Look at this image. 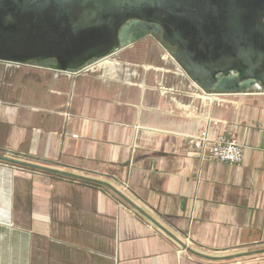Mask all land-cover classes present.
<instances>
[{"label": "crops", "instance_id": "obj_1", "mask_svg": "<svg viewBox=\"0 0 264 264\" xmlns=\"http://www.w3.org/2000/svg\"><path fill=\"white\" fill-rule=\"evenodd\" d=\"M118 55L76 73L0 62V264H264V91L211 101L177 66ZM195 89L216 102L199 112ZM205 116L239 164L188 143Z\"/></svg>", "mask_w": 264, "mask_h": 264}, {"label": "water", "instance_id": "obj_2", "mask_svg": "<svg viewBox=\"0 0 264 264\" xmlns=\"http://www.w3.org/2000/svg\"><path fill=\"white\" fill-rule=\"evenodd\" d=\"M158 30L206 94L264 91V0H0V62L73 73Z\"/></svg>", "mask_w": 264, "mask_h": 264}, {"label": "built area", "instance_id": "obj_3", "mask_svg": "<svg viewBox=\"0 0 264 264\" xmlns=\"http://www.w3.org/2000/svg\"><path fill=\"white\" fill-rule=\"evenodd\" d=\"M92 65L93 64H90L76 72L87 71L89 67ZM13 66L19 67L22 65H13ZM25 66L33 67L34 65L27 64ZM182 74L186 78H188L183 72ZM192 83L196 85L194 82ZM204 118H205L204 123L202 125L200 132L197 134L186 136L188 139V143L192 145L194 149L198 152L200 159L225 162L229 164H239L243 158L244 147L237 142V140L235 139V137L231 132L224 130L221 133H216L212 131L211 128L212 124L214 125L218 124L220 122L219 119L210 118L207 116H205Z\"/></svg>", "mask_w": 264, "mask_h": 264}, {"label": "rangeland", "instance_id": "obj_4", "mask_svg": "<svg viewBox=\"0 0 264 264\" xmlns=\"http://www.w3.org/2000/svg\"><path fill=\"white\" fill-rule=\"evenodd\" d=\"M114 54H119L118 56L121 58L119 61L123 67L137 68L141 64L146 65L147 63L148 65V63L150 62L157 63V65L162 66L163 68H173L174 66H177L172 55L166 53L164 49L162 48L159 38L158 40L152 39L150 37L141 39L137 41L136 43H131L127 45L123 49H119ZM11 66L13 67V65ZM11 66L8 68H11ZM22 66H25V65H22ZM3 67L4 65L0 64V68H3ZM178 78H179L178 87H179L180 93L185 94L186 85H187L186 80L182 79L183 84H181L180 82L181 77H178ZM194 93L195 94H194L193 105L198 109L199 112L203 110L204 106L206 107V105H209V103H211L212 105L213 103L216 102V101H213V102H209L206 105H204L202 99L196 96V95H202V93H200V91L197 89L194 90ZM183 99H186V97H183ZM186 101L188 103L190 100H186Z\"/></svg>", "mask_w": 264, "mask_h": 264}, {"label": "flooded vegetation", "instance_id": "obj_5", "mask_svg": "<svg viewBox=\"0 0 264 264\" xmlns=\"http://www.w3.org/2000/svg\"><path fill=\"white\" fill-rule=\"evenodd\" d=\"M145 34H144V36H142L140 39H137V40H134V41H132L131 43H136L137 41H139V40H141V39H144V38H147V37H150V38H152V39H157L158 40V38L160 37V31L158 30V31H154V32H151V31H145L144 32ZM159 40H160V38H159ZM161 42V41H160ZM130 43V44H131ZM161 46H162V48L164 49V51L166 52V53H168V54H172V47H170V46H165L164 45V43H162L161 42ZM97 62V61H96ZM96 62H94V63H96ZM94 63H92V64H94ZM31 64H33V63H31ZM34 66L33 67H41L42 65H39V64H33ZM37 65V66H36ZM252 86V85H251ZM250 86V87H251Z\"/></svg>", "mask_w": 264, "mask_h": 264}, {"label": "bare ground", "instance_id": "obj_6", "mask_svg": "<svg viewBox=\"0 0 264 264\" xmlns=\"http://www.w3.org/2000/svg\"><path fill=\"white\" fill-rule=\"evenodd\" d=\"M110 56H108V57H106L104 59H101L100 61H97V66L98 67H104L105 66V67H110V68L112 66H115V65H113V63L111 61L107 60V58H109ZM204 96H205V98L210 99L212 101V100H214L216 98L217 95L215 96V95H211V94L210 95L209 94H204Z\"/></svg>", "mask_w": 264, "mask_h": 264}]
</instances>
